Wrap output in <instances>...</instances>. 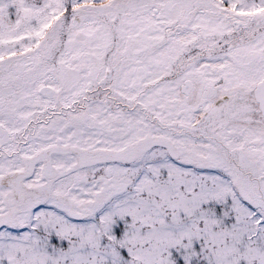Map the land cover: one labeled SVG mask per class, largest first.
I'll list each match as a JSON object with an SVG mask.
<instances>
[{
	"label": "snow or ice",
	"instance_id": "obj_1",
	"mask_svg": "<svg viewBox=\"0 0 264 264\" xmlns=\"http://www.w3.org/2000/svg\"><path fill=\"white\" fill-rule=\"evenodd\" d=\"M0 264H264V0H0Z\"/></svg>",
	"mask_w": 264,
	"mask_h": 264
}]
</instances>
